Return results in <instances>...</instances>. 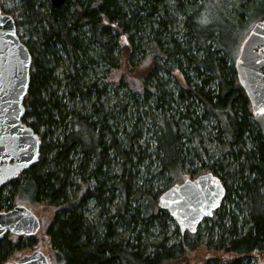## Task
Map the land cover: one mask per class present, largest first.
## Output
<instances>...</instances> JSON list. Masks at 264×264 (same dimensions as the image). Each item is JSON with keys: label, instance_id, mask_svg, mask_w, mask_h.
<instances>
[{"label": "trees", "instance_id": "trees-1", "mask_svg": "<svg viewBox=\"0 0 264 264\" xmlns=\"http://www.w3.org/2000/svg\"><path fill=\"white\" fill-rule=\"evenodd\" d=\"M10 2L1 11L32 59L23 123L41 146L38 163L0 189V211L22 203L37 206L39 219L51 211L47 240L62 264H264V134L234 66L250 18L264 19V0ZM145 44L151 56L140 90L113 99L95 67H136ZM205 121L220 147L210 170L226 192L203 220L213 224L207 239L192 247L191 233L167 238L173 221L156 203L163 192L140 180L152 166L171 180L200 160L193 135ZM91 203L95 218L86 214ZM151 227L163 236L150 238ZM33 243L5 235L0 264Z\"/></svg>", "mask_w": 264, "mask_h": 264}, {"label": "water", "instance_id": "water-1", "mask_svg": "<svg viewBox=\"0 0 264 264\" xmlns=\"http://www.w3.org/2000/svg\"><path fill=\"white\" fill-rule=\"evenodd\" d=\"M49 2L58 8L64 0ZM31 65V55L17 35L13 18L0 8V189L39 160L41 140L23 123ZM234 66L251 113L259 114V108L264 107V19L251 28ZM225 192L221 179L208 172L172 185L160 194L157 205L181 233L193 234L220 207ZM39 228V218L26 206L0 211V241L7 234L32 237ZM5 264H49V260L35 250Z\"/></svg>", "mask_w": 264, "mask_h": 264}, {"label": "rangeland", "instance_id": "rangeland-1", "mask_svg": "<svg viewBox=\"0 0 264 264\" xmlns=\"http://www.w3.org/2000/svg\"><path fill=\"white\" fill-rule=\"evenodd\" d=\"M0 3H4L6 5L11 4L10 0H0ZM178 14V13H177ZM180 19V16L178 14V20ZM257 22V19L252 17L250 18L249 24L247 25L248 31L251 30V28L254 26V24ZM178 34L183 33L182 27L179 26L178 28ZM23 33L20 31V34ZM184 34V33H183ZM242 46V45H241ZM144 52H145V59H142V61L135 67L132 64L128 66L127 64H124V66H120L118 69L110 71L108 67L100 66L98 65L95 67L96 73L99 75L102 74V72H106V77L107 81L109 82V90L110 93L112 94V98L114 99L115 96H118L119 98H123L126 96L128 93H135L136 91L140 90V85L143 80V76L145 75L146 71L148 70V63L144 60H148L147 58L151 56V49L148 50L149 45L145 44L144 46ZM190 48H194V43L192 41V44H190ZM122 46L119 47V51H117V57H120L119 60H121V55L124 54L122 51ZM123 60V59H122ZM123 64V63H122ZM235 65V64H234ZM160 76H163L166 80L168 79L170 81V77L167 76V74L160 72ZM172 78V77H171ZM173 78L175 81L178 83L182 82L181 77L177 75L176 72L173 73ZM174 79H171V82L168 84L169 88L174 89ZM175 90V89H174ZM254 121L260 126L264 134V115L256 114ZM142 122L144 123L143 117H142ZM145 125L142 128V131L144 132L143 134V140L146 144L150 143L151 141L149 140L150 137V127L148 123H144ZM203 125L206 127L202 130H196V133L193 135V140L195 142L192 144L196 149L197 153L200 156V160H193L191 165L186 166L183 170H181L180 173L176 175L174 179H167L164 175L157 176L154 167L152 166L147 174L144 173L145 169H143L141 172V182L143 181H150V184H152V188L154 192H164L165 189H168L174 184H180L181 182L188 180V179H194L199 175L206 174L208 172H211L210 166L211 164L217 160L220 159L219 151L220 147L216 144L214 140V130H211V136L208 135L209 130L211 129L210 126L214 125L213 122L211 121H205ZM200 140V142H199ZM152 147V146H151ZM151 152V148L149 149ZM196 153V152H195ZM152 173V175H151ZM8 188L5 189L3 192V195H7L8 193ZM160 195V194H159ZM158 200V196L156 197V203ZM115 203L117 200L114 201ZM23 205H26L29 207V209L37 216L39 213L37 211V206L35 205H28L26 203H22ZM14 207V206H13ZM43 211H46L44 207H42ZM38 213V214H37ZM87 216L88 218H95L97 214V208L91 203L88 206L87 209ZM50 217H51V211H46V215H42L40 218L41 221V228L39 232L32 236L29 237L30 239H34V243L32 244L31 247L29 248H24L21 250H15L11 256L9 257L8 262H12L17 260L18 258L22 257L23 255L29 254L32 251L39 250L43 252L48 260L49 264H62L60 261H57L54 258V254L49 248V242L47 238V227L50 222ZM213 224L205 223L202 221V223L197 227L195 233H193L191 236L192 237H187L186 242L191 245L192 247H195L196 245H199L203 243L208 236L209 233V227H211ZM168 230H167V238L171 240L172 242L174 240L179 239V234L180 230L177 227V225L173 223H167ZM148 233H150V238L154 239H160L163 236V233L159 227H151L148 230ZM7 263V262H6Z\"/></svg>", "mask_w": 264, "mask_h": 264}, {"label": "snow or ice", "instance_id": "snow-or-ice-1", "mask_svg": "<svg viewBox=\"0 0 264 264\" xmlns=\"http://www.w3.org/2000/svg\"><path fill=\"white\" fill-rule=\"evenodd\" d=\"M264 101V97L261 98ZM259 112L261 115H264V107L259 108Z\"/></svg>", "mask_w": 264, "mask_h": 264}, {"label": "flooded vegetation", "instance_id": "flooded-vegetation-1", "mask_svg": "<svg viewBox=\"0 0 264 264\" xmlns=\"http://www.w3.org/2000/svg\"><path fill=\"white\" fill-rule=\"evenodd\" d=\"M40 226H41V221H40ZM41 228V227H40ZM23 237H25V236H23Z\"/></svg>", "mask_w": 264, "mask_h": 264}]
</instances>
